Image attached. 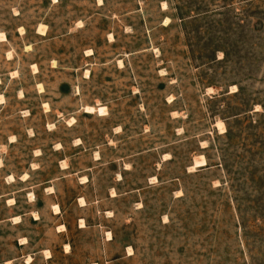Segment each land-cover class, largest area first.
<instances>
[{"label": "rangeland", "instance_id": "374dc122", "mask_svg": "<svg viewBox=\"0 0 264 264\" xmlns=\"http://www.w3.org/2000/svg\"><path fill=\"white\" fill-rule=\"evenodd\" d=\"M1 32L0 264H264V0H0Z\"/></svg>", "mask_w": 264, "mask_h": 264}, {"label": "bare ground", "instance_id": "6f19581e", "mask_svg": "<svg viewBox=\"0 0 264 264\" xmlns=\"http://www.w3.org/2000/svg\"><path fill=\"white\" fill-rule=\"evenodd\" d=\"M165 8V7H164ZM167 22V21H166ZM82 25V24H81ZM80 26V25H79ZM46 29H47V26L46 25H43V24H41L40 26H39V28H38V32L39 33H42V34H45L46 33ZM0 37H1V41H5V40H7V37H6V34L5 33H3V32H1L0 33ZM10 59V58H9ZM120 62L122 63V61L120 60ZM119 62V63H120ZM86 73L87 74H89V70H86ZM2 99V98H1ZM217 125H218V127H219V129L220 130H222V131H225V125H224V123L222 122V121H218V123H216ZM85 178V177H84ZM9 179H11L12 181H13V179H14V177L11 175V176H9ZM84 180V179H83ZM82 199V198H81ZM83 200V199H82ZM12 202H14V200L12 201ZM84 204V203H83ZM54 208H55V212L56 213H58L59 212V207L58 206H54ZM19 217H14V221H16L17 219H18ZM19 220V219H18ZM109 235H111V234H109ZM111 238V237H110ZM110 238H108L109 240H110ZM67 248H69V245H67ZM129 251H131V249H129ZM49 252L47 251L46 252V254H48ZM50 255H48V257H49ZM32 261V257L30 256V257H28V259H27V262L29 263V262H31Z\"/></svg>", "mask_w": 264, "mask_h": 264}]
</instances>
